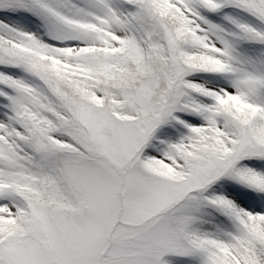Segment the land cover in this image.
Instances as JSON below:
<instances>
[{"label":"snow or ice","instance_id":"obj_1","mask_svg":"<svg viewBox=\"0 0 264 264\" xmlns=\"http://www.w3.org/2000/svg\"><path fill=\"white\" fill-rule=\"evenodd\" d=\"M0 264H264V0H0Z\"/></svg>","mask_w":264,"mask_h":264}]
</instances>
